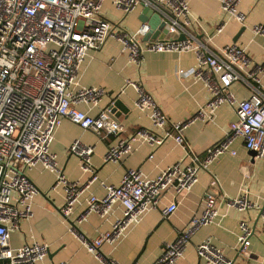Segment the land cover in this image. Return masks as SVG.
Returning <instances> with one entry per match:
<instances>
[{
  "label": "built area",
  "instance_id": "2783aa9c",
  "mask_svg": "<svg viewBox=\"0 0 264 264\" xmlns=\"http://www.w3.org/2000/svg\"><path fill=\"white\" fill-rule=\"evenodd\" d=\"M104 1L0 0V264H38L48 253L47 244L40 241L25 242L19 247L10 244V233L19 228L20 220L32 215L31 203L37 194L27 170L41 165L56 173L53 187L62 185L64 188L65 201L60 212L65 218L72 214L80 196L96 179L90 162L92 147L78 140L70 144L69 151L80 157L82 170L92 174L90 181H68L58 169L50 143L63 119L94 132L99 138L116 136L104 155L105 161L122 160L137 142L159 146L171 138L187 147L188 160L174 162L154 178L144 176L139 169L128 168L117 185H105L103 196H87L88 207L77 216L79 222L86 220L89 211L104 216L115 203L123 207L121 217L109 230L93 238L79 235L88 252L102 264H120L100 254L104 242L117 240L127 228L140 222L145 212L157 208L167 188H172L177 196L191 190L199 172L207 170L221 154L229 151L234 139L241 138L245 147L254 151V158L264 156V92L256 89L249 97L238 99L231 90L233 82L243 79L244 75L260 83L255 71L264 72V59L253 65L246 48L236 43H228L218 52L211 51L191 32L194 20L189 0H110L114 8L124 13L138 6L151 7L165 22L168 33L177 37L185 35L180 40L145 41L142 37L149 31L146 22L134 32L118 31L102 14ZM218 1L225 15L240 24L245 23L246 14L238 9L240 0ZM222 23L216 32L222 30ZM252 32L264 40V21L254 24ZM110 37L118 39L128 62L134 66L141 65L145 51L194 52L196 65L178 73L190 74L207 87L209 99L197 115L211 118L222 104L234 108L235 119L229 123L224 138L208 147L202 156L196 155L183 134L189 120L170 121L152 95L130 80H126L125 85L135 88V105L147 115L151 128H138L128 137H120L122 125L113 116L112 105L96 115L79 109L77 106L81 103L96 105L104 93L97 86L79 85L78 70L86 55L100 50ZM229 152L234 154L232 150ZM221 199L239 210L257 209L264 217V202H254L246 193L234 198L223 195ZM176 208L177 202H170L161 209V214L168 218ZM217 216L216 198L207 193L200 212L192 215L174 240L165 244L152 264H173L183 255L191 235L213 223ZM239 229L235 251L246 257L252 232L243 220L239 222ZM196 253L211 264H232L209 239L197 244Z\"/></svg>",
  "mask_w": 264,
  "mask_h": 264
},
{
  "label": "crops",
  "instance_id": "0c3cea01",
  "mask_svg": "<svg viewBox=\"0 0 264 264\" xmlns=\"http://www.w3.org/2000/svg\"><path fill=\"white\" fill-rule=\"evenodd\" d=\"M189 6L194 20L191 32L211 51L218 52L224 45L236 43L246 48L253 65L263 61L264 40L253 34L252 26L264 21V0L239 1L238 9L246 14L244 24L225 15L218 0H189ZM141 10L142 6H138L124 13L114 8L110 0H105L102 5L103 16L118 31L134 32L143 23ZM150 21L153 22L152 16H148L145 22L148 24ZM221 23L224 27L216 32ZM160 33L161 30L155 28L148 39H155ZM165 38L175 39L177 36L167 33ZM142 40L145 41L144 36ZM196 63V54L192 51H145L141 65L134 66L128 62L118 39L110 37L100 50L86 55L78 70L79 85L97 86L104 93L96 105L81 103L77 107L96 115L112 105L113 116L122 125L120 137H128L138 128H151L147 115L135 105V88L125 85L126 80L137 82L152 95L170 121L189 120L183 130L185 140L193 153L202 156L208 147L224 138L229 123L235 119V110L228 104H222L211 118L197 115L209 99L207 87L202 80L190 74L183 76L178 73L179 70L189 71ZM255 74L260 83L248 75L233 82L231 90L238 99L249 97L256 89L264 92V72L255 71ZM74 140L92 147L90 162L96 179L89 183L68 218L60 212L65 201L64 188L62 185L53 187L56 173L41 165L26 171L37 194L31 203L32 215L20 220L19 228L10 233V244L19 247L33 240L47 244L48 253L38 264H102L88 252L79 235L93 238L99 232L109 230L121 217L123 207L115 203L104 216L89 211L86 220L79 222L77 216L88 207L87 196H103L105 185H117L128 168L139 169L144 176L154 178L174 162L188 160L187 147L169 138L159 146L137 142L132 152L122 160L105 161L104 155L109 145L116 141V136L99 138L94 132L63 119L54 131L50 151L55 154L56 165L68 181L84 183L92 176L82 170L80 157L69 151ZM230 150L221 154L207 170H201L197 182L188 192L177 196L172 188H167L157 208L145 212L140 222L127 228L117 240L104 242L100 246V254L120 264H152L165 244L173 241L190 217L200 212L205 195L210 193L216 198L218 216L213 223L200 227L191 235L183 255L173 264H211L196 253L197 244L204 239H209L232 260V264H264V217L257 209L239 210L221 199L223 195L234 198L246 193L252 201L263 203L264 156L254 158L241 138L234 139ZM149 154H152L151 158ZM173 201L177 202L176 210L164 218L161 209ZM242 220L252 232L246 257L235 251Z\"/></svg>",
  "mask_w": 264,
  "mask_h": 264
},
{
  "label": "water",
  "instance_id": "95a60500",
  "mask_svg": "<svg viewBox=\"0 0 264 264\" xmlns=\"http://www.w3.org/2000/svg\"><path fill=\"white\" fill-rule=\"evenodd\" d=\"M140 14H141L140 20L142 22L147 21L148 16H152V18H153V22L152 21L148 22L149 31L145 34L144 39L147 40L155 28H159L161 30V33L157 38L164 39L165 35L168 33V30L165 28V22L160 19V15L157 12H155V10L151 7H142ZM242 29L243 28H241V30H240L241 32H242ZM184 38H185V35L182 34V35L178 36L176 39L180 40V39H184ZM235 40H236V38L233 39V41H235ZM112 111H114V109ZM251 152L254 156V151H251Z\"/></svg>",
  "mask_w": 264,
  "mask_h": 264
}]
</instances>
